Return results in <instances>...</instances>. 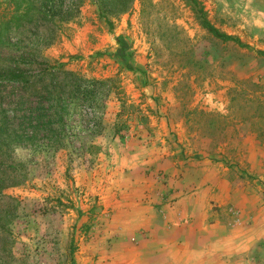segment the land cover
I'll use <instances>...</instances> for the list:
<instances>
[{"label":"rangeland","instance_id":"rangeland-1","mask_svg":"<svg viewBox=\"0 0 264 264\" xmlns=\"http://www.w3.org/2000/svg\"><path fill=\"white\" fill-rule=\"evenodd\" d=\"M114 1L83 0L50 48L46 31L22 44L38 47V70L73 73L69 85L95 94L67 100L64 139L40 133L17 148L26 182L0 207L14 242L11 258L0 237V264H100L116 248L109 227L126 207L117 189L132 156L159 157L146 176L197 229L205 252L187 264H264V0H198L216 29L250 50L215 39L189 0ZM190 198L197 207H185ZM256 216L260 256L237 254L254 226L241 231V222ZM228 232L225 252L212 256L206 237Z\"/></svg>","mask_w":264,"mask_h":264},{"label":"trees","instance_id":"trees-1","mask_svg":"<svg viewBox=\"0 0 264 264\" xmlns=\"http://www.w3.org/2000/svg\"><path fill=\"white\" fill-rule=\"evenodd\" d=\"M106 1L112 6L117 3L101 0ZM189 2L196 10L202 28L215 39L249 49L239 39L216 29L198 0ZM82 4L83 0H6L0 13V207L15 202L6 195L7 190L26 182V175L15 159L17 148L32 143L40 133L53 142H58L56 138L64 139V118L69 109L67 100L81 98L87 101L95 94L80 85H69L76 83L73 73L59 74L60 70L46 64H40L38 70L32 55L38 47L26 49L22 46L24 41L45 31L49 35L43 43L47 48L55 45L66 26L76 20L75 14ZM100 17L113 26L105 11H100ZM260 54L264 57V53ZM39 57L43 58L40 52ZM66 94H69L67 99ZM3 222L0 217V237L5 242V252L14 258L13 234L9 222Z\"/></svg>","mask_w":264,"mask_h":264},{"label":"crops","instance_id":"crops-1","mask_svg":"<svg viewBox=\"0 0 264 264\" xmlns=\"http://www.w3.org/2000/svg\"><path fill=\"white\" fill-rule=\"evenodd\" d=\"M160 163L159 157L154 161L150 158L132 156L128 159V173L124 179L123 187L117 189L121 196H126V207H120L114 225L110 226L111 235H115V251L101 253L100 264H187L195 260L200 254H204L205 248H200L197 229L184 218V207L178 203L167 205L164 203L163 189L155 185L154 178L146 176L144 171L146 165L155 166ZM119 173L125 174V167ZM126 189V190H123ZM130 202V203H128ZM200 203V200L190 198L185 207L190 204ZM183 211V213H182ZM189 210L186 209L188 214ZM184 214V215H183ZM195 217V216H194ZM200 217L197 216V221ZM255 219V220H254ZM244 220L239 230L248 229L249 223L253 227L244 235L237 245V254L242 252H253L255 256L260 254L263 241L260 240V229L262 220L255 217ZM118 226V227H117ZM117 227V228H116ZM116 228V230H115ZM213 237H206L211 243V255H220L225 252L227 241L233 239L229 232L223 236L212 233ZM229 239V240H228ZM241 251H238L240 250ZM228 256L224 257L227 259ZM255 258L254 260H256Z\"/></svg>","mask_w":264,"mask_h":264}]
</instances>
